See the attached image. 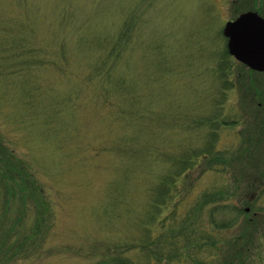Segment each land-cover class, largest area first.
Listing matches in <instances>:
<instances>
[{
    "label": "rangeland",
    "instance_id": "1",
    "mask_svg": "<svg viewBox=\"0 0 264 264\" xmlns=\"http://www.w3.org/2000/svg\"><path fill=\"white\" fill-rule=\"evenodd\" d=\"M264 0H0V264H264V71L224 23Z\"/></svg>",
    "mask_w": 264,
    "mask_h": 264
},
{
    "label": "water",
    "instance_id": "2",
    "mask_svg": "<svg viewBox=\"0 0 264 264\" xmlns=\"http://www.w3.org/2000/svg\"><path fill=\"white\" fill-rule=\"evenodd\" d=\"M222 33L235 59L253 70L264 71V17L252 11L241 13L225 23Z\"/></svg>",
    "mask_w": 264,
    "mask_h": 264
}]
</instances>
